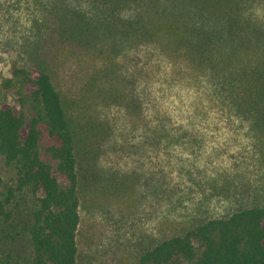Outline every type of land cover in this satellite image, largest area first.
<instances>
[{
    "label": "trees",
    "instance_id": "16d2710c",
    "mask_svg": "<svg viewBox=\"0 0 264 264\" xmlns=\"http://www.w3.org/2000/svg\"><path fill=\"white\" fill-rule=\"evenodd\" d=\"M23 1L26 64L3 84L18 108L0 100V264H78L79 134L57 84L64 55L150 43L183 59L212 106L249 126L264 163V0ZM137 264H264V206L198 222Z\"/></svg>",
    "mask_w": 264,
    "mask_h": 264
},
{
    "label": "rangeland",
    "instance_id": "374dc122",
    "mask_svg": "<svg viewBox=\"0 0 264 264\" xmlns=\"http://www.w3.org/2000/svg\"><path fill=\"white\" fill-rule=\"evenodd\" d=\"M25 8L0 0V100L16 108L3 84L26 64ZM90 53L64 55L57 79L79 134L78 264H137L198 222L264 206L255 134L212 106L187 62L150 43Z\"/></svg>",
    "mask_w": 264,
    "mask_h": 264
}]
</instances>
